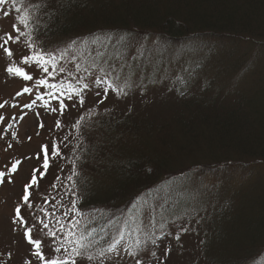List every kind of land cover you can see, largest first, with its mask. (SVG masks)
Listing matches in <instances>:
<instances>
[{
  "label": "rangeland",
  "instance_id": "rangeland-1",
  "mask_svg": "<svg viewBox=\"0 0 264 264\" xmlns=\"http://www.w3.org/2000/svg\"><path fill=\"white\" fill-rule=\"evenodd\" d=\"M61 1L26 0L23 6L36 19L40 11L51 6L55 8ZM100 1L118 6L128 0H93V3ZM238 1L239 7L244 8L242 0ZM133 2L141 3L144 0ZM7 7L12 12L11 5ZM15 15L12 12V16L4 17L0 12V37L12 31ZM231 33L236 35L210 37L207 43L192 52H182L180 58L159 56L158 39L155 37L146 38L141 46L137 43L130 48L129 44L130 49L122 57L119 55L120 58H115L112 52H105L110 64L117 69L123 66L119 83L123 85L127 77L128 95L118 96L109 90L105 98L102 90L92 87L84 92L83 107L75 100H65L68 107L63 115L43 108L40 101L31 109L25 107L35 95H46L47 90L34 88L31 96L17 95L24 86H32V82L10 77L6 72V67L14 61L28 70L34 79L41 75L35 65L29 68L23 64L24 56L31 54L27 37H22L19 44H9L13 51L12 61L0 49V104L4 105L0 108V117H3L0 119V171L5 172L4 180L0 182V264H26L29 259L32 264H38L30 255L31 246L22 237V227L15 223V208H21L27 226L32 228L33 238L42 240V248L50 257L54 255L50 249L55 246L56 240L44 236L47 230L42 228L40 220L51 224L63 219L69 228L72 221L79 220L77 231L83 232L86 225L82 226L83 219L77 205H74L75 201L78 203L77 195L82 196L81 193L105 182V174L112 171L109 162L121 157H153L158 153L165 158L171 156V160L175 161L171 174L184 175L175 185L178 187L175 198L172 193L166 194L169 197L167 201L162 198L153 201L149 196L137 204L130 214V210L122 208L113 214L114 218L102 207V211L95 212L97 217L93 228L106 220L107 223L114 221L94 233L98 239L103 237V246L106 247L119 231L124 234L125 246L132 245L133 250L140 253L136 258L125 254L123 258L109 259L107 264H136V259H140L142 264H218L215 259L220 260L226 255V242L238 241L239 232L247 234L244 229L250 223H257V219L263 222L264 162L236 150L225 153L215 148H192L194 139L198 137L200 145L210 131V126L204 124L207 113L198 110L203 107L201 105H204L205 98L211 100L212 97L230 105L237 98L245 101L255 98L257 91L264 88V34ZM40 39L37 43L45 51L64 52L69 56L64 64L69 71L74 72L75 63L87 64L90 57L96 55L92 47H89L91 52L82 55L79 50L72 49L71 41L52 39L46 44ZM107 44L104 42L103 48L106 49ZM82 45L79 43L76 48L82 50ZM61 78L63 74L57 73V79ZM98 91L100 95L96 94ZM51 103L53 107L58 104L57 101ZM256 104L258 108L253 109L261 111V116H264L263 90L258 91ZM240 110L243 112H240L241 115L249 120L252 108L241 105ZM37 112L39 116L35 115ZM108 113L118 118L130 113L134 128H127L131 125L117 122ZM107 120L113 121L109 123ZM103 121L108 124L104 125ZM120 131L123 133L120 134ZM117 132L119 139L108 140L110 135ZM91 142L105 148L109 154L101 157L103 159L100 161L90 163L88 160L82 179L76 186L72 179H68L72 177V171L67 166V160H70L78 145L76 151L81 149V145L87 148ZM53 145L59 146L61 155L58 158H54L55 154L51 152ZM45 146L50 149L51 166L36 173L43 179L26 193L25 186L30 182L33 170L41 168ZM185 147L188 152L180 149ZM38 156L41 158L38 159ZM17 161L20 163L17 164ZM13 165L16 166L15 172L10 171ZM104 187L95 189L100 192L99 189ZM29 193L31 207L25 206L22 201L23 195ZM45 211L53 213L51 220L45 216ZM65 211L69 212L68 216L63 215ZM149 216L152 217L150 230L146 229ZM250 227L252 224L248 229ZM148 231L157 241L155 245L148 240ZM252 235H248L250 239L241 238L246 243L239 241L238 248L235 243V248L232 246L233 250L228 251L243 264H253L249 262L255 256L259 261L261 258L264 260V241L259 242L260 238ZM260 235L263 238L264 231ZM138 236L146 243L136 249ZM176 236L180 239L176 240ZM153 252L155 255L151 254ZM78 264L87 262L78 261Z\"/></svg>",
  "mask_w": 264,
  "mask_h": 264
},
{
  "label": "trees",
  "instance_id": "trees-1",
  "mask_svg": "<svg viewBox=\"0 0 264 264\" xmlns=\"http://www.w3.org/2000/svg\"><path fill=\"white\" fill-rule=\"evenodd\" d=\"M133 1L135 0L122 1L121 5L116 6L107 1L93 3V0H62L58 3L59 6L43 9L35 17L36 23L40 26L38 39L41 38L40 40L46 44H49L52 39H60L62 42L63 40L71 41V45L74 46L72 49L79 50L82 55L91 52L89 47H92L96 52L97 50L112 52L117 58V53L122 57L135 44L138 43L141 46L146 38L155 37L158 39L159 56L180 58L182 52H192L195 48L207 43L210 37H234L236 34H232V31H236L238 35L241 34L240 32L251 33L254 36L259 32L264 34V2L262 1L242 0L244 8L239 7L238 0H144L141 3ZM121 37H123V43H118ZM97 38L108 43L106 49L103 48L104 44L93 43ZM79 43L83 44L82 50L76 48ZM129 44L131 45L128 49ZM85 45L87 47H84ZM259 90L264 91V88ZM258 91L255 98L252 97L246 101L237 98L232 100L230 105H225L212 97L211 100L209 97L205 98L206 100L202 103L204 105H201L203 107L198 110L203 111L204 114L207 113L203 123L210 126V131L203 137L202 144L200 142L199 145L197 142L198 137L194 139L193 150L199 147L200 150L215 148L218 151H226L225 153L236 150L249 156L251 154V158L264 162V116H261V111L253 109L258 108L256 104ZM241 105L247 109L252 108L249 111V120L241 115L243 113L240 110ZM108 116L120 123L127 122L131 125L127 128H134L130 113H125L119 118L110 113ZM112 121L107 120L109 123ZM102 123L108 124L106 121ZM119 133L110 135L108 140L119 139ZM125 133L127 134V131ZM78 149L79 145L75 148L70 160H67V166H70L72 171V181L77 184L76 186L82 179L89 161L90 163L100 161L103 159L101 157L109 154L105 148L94 142L88 144L87 148L81 145V149L76 151ZM180 149L183 151L186 149L188 152L186 147ZM158 154L153 156L154 158L131 156L112 159L109 162L112 171L105 174V182L95 187L98 189L105 186L99 189L102 193L99 194L100 192L94 188L84 193L80 190L82 196L77 195L78 203L75 201L74 205L75 207L77 205V211L83 219L82 226L86 225V228L93 229L97 217L95 212L102 211L101 207L111 216L114 213L117 214L122 208L130 210L128 211L130 214L134 207L142 203L146 197L152 196L153 201L157 198L167 201L169 199L167 193H172L174 197L175 192H178V187L175 185L184 174H171L174 172L172 166L175 165L172 163L175 161L171 160V156L165 158ZM261 202L264 204V201ZM257 221L247 226L249 228L252 224L250 229L243 227L247 234L239 232L238 241L226 242V255L224 254L220 260L215 259L218 264H243L231 255V252H228L233 250L231 247L235 243L237 248L239 241L246 243L241 238L249 237L250 239V236L254 234V238H260L259 242L264 241V237L258 236L264 231V220L261 222L257 219ZM110 223L106 220L105 223L96 225L95 233L97 229L108 227ZM263 261L262 258L259 261L258 256H255L249 263L261 264Z\"/></svg>",
  "mask_w": 264,
  "mask_h": 264
},
{
  "label": "snow or ice",
  "instance_id": "snow-or-ice-1",
  "mask_svg": "<svg viewBox=\"0 0 264 264\" xmlns=\"http://www.w3.org/2000/svg\"><path fill=\"white\" fill-rule=\"evenodd\" d=\"M25 2L26 0H0V12H2L4 17L12 16V12L16 14L13 17L14 23L11 26L12 31L0 37V41H2L0 42V49L12 61L13 51L9 47V44H19L22 37H27V44L29 49H31V54L24 56L23 64L29 68L35 65L36 69L41 73V75H38L34 79V76L25 68L19 66L14 61L9 63L6 67L8 76L20 78L26 82H32V86H24L22 92H18L17 95L22 96L28 94L31 96L33 95L34 88L47 90L46 95H35L32 102L25 104V107L31 109L37 105V101H40L42 102L41 106L43 108L50 109L52 112L58 111L60 115H63L68 107L65 100H75L83 107L85 103L84 92L90 90L92 87L102 90L105 98L109 90L118 96L128 95L126 91V88L129 86L127 77L124 78L123 85L119 83L123 66L117 69L114 65L110 64L109 59L105 58V51L97 50L96 55L90 57L89 63L87 64L75 63L73 72L64 66L69 59L66 53L61 52L57 54L41 48L37 43L40 26L36 23L29 9L23 6ZM8 5H11L12 12L8 10ZM93 43L104 44L100 38L94 40ZM118 43H123V37L120 38ZM117 58H120L119 53H117ZM57 73L63 74V78L58 80ZM89 80L90 82H86ZM96 94L100 95V91ZM52 101L58 102L56 107L52 106ZM3 107L4 105L0 104V108ZM35 115L39 116V112L35 113ZM0 119H3V117H0ZM57 125L59 126V121H57ZM51 152L55 154L54 158H58L61 155L58 145H53ZM37 158L40 159L41 157L38 156ZM16 163L19 164L20 161ZM50 166V149L48 146H45L43 149L41 168L33 170V176L25 186L26 193L29 188L38 186L39 181L43 179L42 176L38 177L36 173L41 172L43 169H48ZM10 171L15 172L16 166L13 165ZM44 175H47V173H44ZM4 178L5 172L0 171V182H3ZM68 179L71 180L72 177L69 176ZM29 195L30 193L23 195L22 201L25 206L31 207L29 204ZM21 211L20 207L15 208V223L22 227V237L31 246L30 255L35 258L38 264H78V261H86L87 264H94V262L107 264L109 259L116 257L123 258L125 254L131 258H136L140 254L137 250H133L132 245L125 246L124 234L119 231L107 242V246L105 247L101 244L103 237L98 239L94 235V228H86L83 232L77 231L80 226L79 220L72 221V227L69 228L63 219L52 221L51 224L41 219L40 224L42 228L47 230L44 232V236L55 238L56 240L55 246L50 249L54 255L48 257L42 248V240L33 238L32 228L27 226V221L21 215ZM52 215L53 213L45 211V216L49 220H51ZM63 215L68 216L69 212L65 211ZM151 227L152 217L149 216L146 229L150 230ZM181 230L183 231V229ZM147 236L152 244L155 245L157 243L156 240L152 239L150 231L147 232ZM175 239L179 240L180 237L176 236ZM145 243L146 241L138 236L135 240V248L139 249ZM151 254L155 255V252ZM26 264H32V260L29 259L26 261ZM136 264H142V261L136 259Z\"/></svg>",
  "mask_w": 264,
  "mask_h": 264
}]
</instances>
